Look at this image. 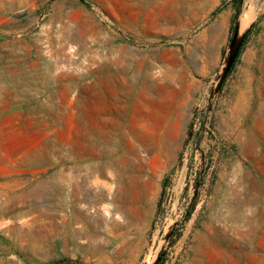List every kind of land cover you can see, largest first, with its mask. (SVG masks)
Wrapping results in <instances>:
<instances>
[{
    "label": "rangeland",
    "instance_id": "1",
    "mask_svg": "<svg viewBox=\"0 0 264 264\" xmlns=\"http://www.w3.org/2000/svg\"><path fill=\"white\" fill-rule=\"evenodd\" d=\"M0 69V264H264V0H0Z\"/></svg>",
    "mask_w": 264,
    "mask_h": 264
},
{
    "label": "crops",
    "instance_id": "2",
    "mask_svg": "<svg viewBox=\"0 0 264 264\" xmlns=\"http://www.w3.org/2000/svg\"><path fill=\"white\" fill-rule=\"evenodd\" d=\"M1 71V69H0ZM1 77V76H0ZM179 77H169L168 79H171V80H177ZM75 111L78 110L80 111L81 108H83L80 104H74L72 106ZM74 111V112H75ZM74 119H76V121L78 122L77 126L78 127H81V126H84V122L82 119V117L80 115H77V116H74ZM1 121V120H0ZM57 123H59L57 121ZM59 126V124H57ZM169 149V153H172L174 151V147H168ZM161 149L164 150L165 147L164 145L161 146ZM128 153L125 152L124 155H127ZM37 159H32L30 160L31 162V165H36L38 162ZM28 161H25L23 160L22 164L25 165L27 164ZM124 170L126 171H129L128 167L125 165L124 167ZM128 169V170H127ZM132 170V168L130 169V171ZM131 178L134 179V176H130ZM139 183V182H137ZM140 187H124L123 188V191H119V195H122V194H125V197L121 198V202H120V208L122 209V214H123V217L126 219V223H124L122 225V230L126 233V234H129L131 231H133V229H135V227L138 228V230H142L141 233H140V236L139 238L141 239L140 241H143L145 238V232L147 230V227H146V223L148 222L149 220V212L148 210L146 209H141V210H137V202H138V199L136 198V193H137V190H139ZM147 189V187H142V190L143 192ZM125 191V192H124ZM147 196V194H146ZM147 207V205H144ZM135 209V210H134ZM83 216H80L79 214H77V217L78 218H82V219H86V216L84 214H82ZM134 225L131 227V225ZM137 226H136V225ZM142 224V225H141Z\"/></svg>",
    "mask_w": 264,
    "mask_h": 264
},
{
    "label": "bare ground",
    "instance_id": "3",
    "mask_svg": "<svg viewBox=\"0 0 264 264\" xmlns=\"http://www.w3.org/2000/svg\"><path fill=\"white\" fill-rule=\"evenodd\" d=\"M253 12V11H252ZM256 12V11H255ZM256 15V14H255ZM252 19V13L249 11H246L242 14V17L240 18L239 24H238V28H237V37H239L241 31L247 26L249 25L250 21ZM255 202V201H253ZM258 203V202H257ZM263 216V214H261ZM261 215L258 213H256L255 215H253V219H248L249 221H247V225H248V229H249V233H248V238L251 239L252 234L254 235V233H256L257 230V223L259 218L261 217ZM250 235V236H249Z\"/></svg>",
    "mask_w": 264,
    "mask_h": 264
},
{
    "label": "water",
    "instance_id": "4",
    "mask_svg": "<svg viewBox=\"0 0 264 264\" xmlns=\"http://www.w3.org/2000/svg\"><path fill=\"white\" fill-rule=\"evenodd\" d=\"M233 60H234V59L231 60V63H233Z\"/></svg>",
    "mask_w": 264,
    "mask_h": 264
}]
</instances>
